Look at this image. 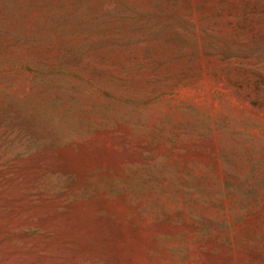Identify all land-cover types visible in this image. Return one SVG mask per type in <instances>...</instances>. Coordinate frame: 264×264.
I'll return each mask as SVG.
<instances>
[{
    "label": "rangeland",
    "instance_id": "1",
    "mask_svg": "<svg viewBox=\"0 0 264 264\" xmlns=\"http://www.w3.org/2000/svg\"><path fill=\"white\" fill-rule=\"evenodd\" d=\"M0 264H264V0H0Z\"/></svg>",
    "mask_w": 264,
    "mask_h": 264
}]
</instances>
